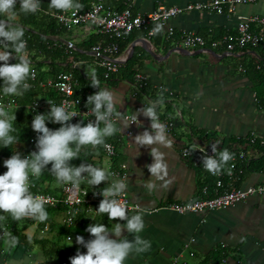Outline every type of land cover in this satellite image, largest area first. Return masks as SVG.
<instances>
[{
    "label": "crops",
    "instance_id": "crops-1",
    "mask_svg": "<svg viewBox=\"0 0 264 264\" xmlns=\"http://www.w3.org/2000/svg\"><path fill=\"white\" fill-rule=\"evenodd\" d=\"M195 1L208 0H130L129 5L134 12L145 14L159 4L181 6ZM255 14H264V0L239 5L234 13L189 11L178 14L160 25L161 41L158 44L144 30L133 31L132 41L137 38L146 41L138 42L134 46L139 54L135 70L145 76L152 91L164 89V94L173 95L167 97V102L159 106L158 115L161 119L166 111L169 113L167 118L174 122V128L167 132L172 147L162 148L161 151L166 153L168 178L175 177V180L170 187H164L163 181L150 177L146 165L152 163L149 152L155 145L141 146L138 149L132 139L145 129L151 133L150 121L142 114L137 117L142 127L130 124L122 133L106 139V142L114 144L117 152L113 163L105 157L103 145L95 149L91 145L82 148L87 155L92 154L90 164L93 166L111 171L120 162L125 163V177L128 179L125 193L132 203L143 207L145 228L140 235L151 242V249L146 253L130 256L125 264H169L174 259H177L178 264H264V194L251 195L234 206L198 213L179 214L167 208L169 203L200 197L201 187L205 184L210 189L214 186L215 177L196 166L194 156L191 159L182 158L180 149L183 146L195 143L208 147L211 141H204L205 135H213V139L229 142L241 140L234 148L245 145L243 141L252 133L264 141V49L247 46L226 51L223 47H218L213 49L216 56L205 51L191 56L173 51L164 59L167 52L179 47L175 41L167 42L166 33L172 28L175 37L192 31L206 39L219 37L224 33L235 34L237 16ZM251 29L255 30L256 25L252 24ZM94 34L95 30L91 25H81L60 32L57 37L62 40L61 43H71V48L78 51L72 53L61 45L67 56L57 62L54 76L49 73L41 80H52L58 73L75 68L74 73L70 72L74 78V93L81 97L85 106L87 97L96 91L90 86L91 76L95 73L100 80V86L114 90L117 102H122L118 111L131 116L152 100L148 95H135L133 84L129 80L101 79V67L97 65L96 55L91 49L84 50L81 47L82 44L86 46ZM143 44L159 57L158 60L145 50ZM201 49L204 48L190 50ZM46 67L47 71H51V68ZM36 74L38 75L37 71ZM123 122L128 123L124 120ZM128 131L131 135L126 134ZM253 156L258 157V154ZM8 158H2L1 163ZM32 177L30 175L33 183ZM149 180L157 185L151 191L145 186ZM60 184L55 186L58 189L55 192L57 196L60 195ZM257 184H264V165L255 169L245 168L241 180L235 185L246 187ZM44 185L49 186L47 182ZM84 186L104 189L108 182L93 187L85 181ZM98 205H92L90 211L82 208L81 221L71 226L69 233L73 230L84 232L91 223L102 222L111 228L117 221H110L107 216L97 214L95 210ZM133 214L135 211H128L129 216ZM0 215L5 216V219L9 216L2 212ZM63 217V209L50 211L48 218L51 230L40 233V223L33 219L24 232L33 237L59 239L64 245L71 244L76 247L75 241L71 240V243L66 238L68 233L64 231L66 227L62 222ZM1 221L3 220L0 223ZM3 229L4 227L1 229V236L6 232L5 229L2 234ZM32 247L23 260L10 261L14 264H54L45 260L38 245Z\"/></svg>",
    "mask_w": 264,
    "mask_h": 264
},
{
    "label": "clouds",
    "instance_id": "clouds-1",
    "mask_svg": "<svg viewBox=\"0 0 264 264\" xmlns=\"http://www.w3.org/2000/svg\"><path fill=\"white\" fill-rule=\"evenodd\" d=\"M82 7L79 0H49V9L71 13L73 16ZM39 11L41 0H0V82H2L0 90L4 96L22 97L31 88L28 80L35 78V71L27 55L24 29L15 21L21 14H36ZM161 31L162 26L157 25L151 35H157ZM11 60L15 62L10 63ZM90 86L96 91L87 97L85 106H92L94 120L87 123L82 120L71 123L77 113L69 112L66 106H57L51 101H47L49 105L47 113H36L33 116L31 128L37 133L36 150L26 156L14 151L3 161L7 170L0 174V212L9 214L14 221L25 218L46 221L48 219V212L44 206L46 198L34 195L30 191L29 179L30 175L39 177L46 169L55 176L57 182L71 184L76 189L85 181L93 187L108 182V186L99 192L102 199L95 211L99 215L107 216L108 220L117 222L113 223L111 228L102 222L89 224L85 231L91 239L85 240L81 235L75 237V243L86 251L82 253L78 249L75 255L69 258L70 264H125L130 256L140 255L151 249V242L140 235L145 228L143 207L137 205L135 214L129 216L126 204L117 199L128 188L127 177L115 178L116 174L110 170L84 162L74 166L70 162L79 159V154L85 146L91 145L95 149L104 145L107 138L122 133V130L132 123L142 127L137 119L138 115L142 114L150 121L151 133L145 129L132 139L134 144L138 145V149L141 146L155 145L149 152L152 163L146 167L150 177L163 181L164 187H170L175 177L168 178L166 153L161 149L171 148L172 142L167 136L166 124L160 121L158 115V108L164 103L165 90L161 89L157 98L150 101L147 106L143 105L137 109L128 118L130 123H124L123 113L118 111L122 102H117L114 90L102 88L95 73L91 76ZM14 121H16L14 112L10 113L4 104H0V145L5 148L15 146L19 142L12 134L15 132ZM48 122L59 124L60 127L50 129L47 126ZM118 124L122 126L118 127ZM196 150L201 151L194 143L185 151V156ZM211 152L212 155H207L203 149L201 163L210 174L221 175L234 159V154L227 148L218 151L217 143L211 144ZM48 165L51 167L48 168ZM145 186L150 191L157 187L152 180L147 181ZM5 218L0 215V220ZM5 236L7 244L15 245L19 242L10 232L5 233ZM69 240L71 241L70 237Z\"/></svg>",
    "mask_w": 264,
    "mask_h": 264
},
{
    "label": "built area",
    "instance_id": "built-area-1",
    "mask_svg": "<svg viewBox=\"0 0 264 264\" xmlns=\"http://www.w3.org/2000/svg\"><path fill=\"white\" fill-rule=\"evenodd\" d=\"M257 0H208L189 2L185 5H165L159 4L154 10L149 13L140 14L134 12L131 6L124 7L121 10L113 9L106 5L105 0H89V5L86 9L79 10L73 16L71 13L51 12L50 15L55 18L60 27L70 30L81 25H91L96 33L108 35L111 39L100 41L91 47V51L96 55L97 65L104 70V78H108L112 73L116 72L120 65L124 63L123 54L118 55L119 39L126 34L135 30H144L148 36H152L151 32L156 25H163L168 19L178 14L189 11H210L215 13H234L237 6L255 2ZM238 22L236 24V33H224L219 37L206 39L202 35L189 31L183 32L175 37L173 29L169 28L166 33V39L175 41L180 47L186 49L210 48L215 49L223 47L226 51H234L236 49H243L244 47H260L264 49V14H255L247 16H237ZM255 24L256 29L252 30L251 25ZM68 47H72L71 43H67ZM259 67V65L257 66ZM241 69V68H240ZM35 71V69L33 68ZM135 81L142 87L147 81L140 72L135 73ZM73 75L70 72H61L57 75L55 80L39 81L41 86L53 87L61 94L59 100L37 99L27 106L30 111L35 113H46L49 111L47 101H51L57 106L64 105L69 112L77 113L71 123L79 120L87 123L89 120H94L91 108L85 107L83 101L79 96L74 95V81ZM37 74L35 71V78L30 81H37ZM29 83V81H28ZM2 88V87H0ZM0 104H4L7 110L16 107V99L13 96H4L0 90ZM129 115H123V120L130 123ZM160 121L167 126V132L174 128V122L168 118H162ZM135 124V123H132ZM131 133L126 132L127 135ZM248 144L259 142L261 145L264 141L256 134L252 133L247 138ZM33 141V140H32ZM193 144H188L180 149V155L184 159L192 158L194 156V164L204 169L202 161V152L205 149L207 155H212L211 146L200 147L201 151L196 150L191 155L185 156V151L189 150ZM105 157L113 163L117 152L115 146L111 142H106L103 145ZM250 153L244 149L234 154V159L230 161L226 172L221 175L214 176V186L212 189L208 185L201 187V195L198 198L184 201L172 202L167 205L168 209L173 210L179 214L184 213H198L216 209H222L234 206L236 203L246 200L251 195L264 194V184L250 185L246 187L236 186L235 184L241 180L244 172V167L240 166L242 163H248L250 160ZM126 164L120 162L118 167L111 168V172L115 173V178H124L126 175ZM205 170V169H204ZM230 170V171H229ZM225 178V180H224ZM30 179V177H29ZM31 187L34 183L30 181ZM103 189L100 187L89 188L80 185L78 189L73 188L71 184H60V195L57 196L52 192L38 191L34 195H40L46 198L44 206L55 207L58 204L64 206V217L62 222L65 226L71 227L78 223L82 208L85 211H90L92 205L99 204L102 196L99 192ZM97 193V194H96ZM86 194V195H85ZM95 194V195H94ZM122 203H125L128 211H136L137 204L132 203L126 193L117 197ZM30 219V218H25ZM37 223L39 221L35 220ZM48 223H44L43 227L39 229L40 233H45L48 230ZM5 229H3L2 234ZM81 235L85 240L91 239V236L86 232L72 231L68 233L66 238L75 241V237ZM188 246L187 244L185 245ZM79 249L80 252H85L82 246L76 244L75 253ZM192 254V253H191ZM177 259H174L169 264H178ZM0 264H14L10 260L1 261Z\"/></svg>",
    "mask_w": 264,
    "mask_h": 264
},
{
    "label": "trees",
    "instance_id": "trees-1",
    "mask_svg": "<svg viewBox=\"0 0 264 264\" xmlns=\"http://www.w3.org/2000/svg\"><path fill=\"white\" fill-rule=\"evenodd\" d=\"M129 1L130 0H105V3L113 9L121 10L124 7L129 6ZM79 3L82 4L83 7L81 10H83L88 7L89 0H79ZM51 12L57 11L49 9V0H41V11L37 12L36 14H21L15 21V23L21 25L24 29V39L27 41V55L31 61L32 67L38 73V80L34 82L30 81V79L28 80L31 84V88L22 97L13 96L16 99L17 105L16 107L9 109L8 111L10 113L14 112V115L16 117V121L13 122L15 132L12 134L17 137L19 142L15 146H10L9 148H5L0 145V174H3L7 170L1 163L2 158L10 157L14 151H18L22 155L26 156L30 152L36 150L35 144L37 133H35L31 128V121L36 113L30 111L27 106H29L30 103L37 100L38 98L45 101L49 99L59 100L61 98V94L58 93L57 90H55L53 87H43L39 83V81L44 82V80L41 79L46 76V74L50 73V75L54 76V67L56 66L57 62L67 56L65 55L64 48L61 47V45L64 46L66 49H69V51H71L72 53H77L78 51L77 49L68 47V45L62 44V40L55 41L51 38H48L49 36L57 37L60 32L66 30L65 28L59 26L55 18L50 15ZM133 34L134 32L132 31L118 40V55H121L125 52V50L134 38ZM160 36V34L152 35L151 38L154 43L158 44L161 41ZM109 39L111 38L108 35L95 32L94 36L90 37L88 41L89 43L86 46L82 44L81 47L84 50H89L93 46L92 44H96L100 41L106 42ZM167 42H170L169 39ZM138 55V50H134L131 57L127 61L122 63L119 69L116 72L112 73L108 78H104V70L103 68H100L101 79L104 81H114L116 78V80H129V82L133 84L132 86L135 95H148L150 96V100L153 101L157 98V95L159 94L160 90H155V93L151 90V87L147 82L142 87H140L138 82H136L134 78L135 73L137 72V70H135V66L136 64H138ZM14 62V60L10 61V63ZM68 65L71 67L70 64ZM46 66L51 68V71H47ZM254 68H256V65ZM72 69L69 68L68 71L66 70L62 72L74 73L76 70L75 68L73 70ZM55 78L52 80H55ZM0 87H2V82H0ZM74 95L79 96L76 93H74ZM163 95L164 103L167 102V97L170 98L173 96L171 94L168 95L166 93H163ZM168 104L170 105V102ZM163 114L165 115L161 116L162 118H167L168 116L166 115H169V113L166 111ZM47 126L53 130L60 127L59 124H54L51 122H48ZM204 137L206 138L204 139V141H211V143H209V146H211L212 143L217 142L218 151L225 148H227L233 154L237 153L242 149L248 151L251 155L250 160L248 161V163L244 162L240 164V166H243L244 169H251V167L255 169L263 167L264 165V146L261 145L259 142L248 144V137H246L245 141H243V144L245 145H241L239 147L234 148L235 144L240 143L241 140H232L229 142V140L225 141L213 139V135H205ZM255 153L258 154V157L253 156ZM91 158L92 154L87 155L83 150H81L79 154V159H74L70 163L74 166H79L81 162L90 164ZM47 167L50 168L51 165H48ZM228 167L229 164L226 166L223 173L226 172V169ZM32 180L34 183V186L30 187V191L32 193L38 191H47L55 194V192L58 191L55 186L57 184H60L59 182H57L55 176L52 175L51 172H49L47 169L39 177H32ZM45 182H47L49 186L44 185ZM62 209L64 210V206L62 204H58L55 207L45 206V210L47 212L60 211ZM80 219L81 216L78 218V223L79 221H81ZM32 221L33 219H22L20 221H14L10 215L7 219L1 221L2 223H0V232L1 229L4 227V229H6L5 233L10 232L12 235L18 238L19 242L15 245L7 244L6 236H1L0 233V262L4 260L21 261L31 252L33 245H38L41 248L46 261H50L54 264H70L69 258L75 255V246L64 245L59 241V239L53 240L29 236L24 232V230ZM44 223H48V229L51 230L50 219L48 218L46 221L40 222L41 228L43 227ZM65 227L66 228L64 231H66V233H69L71 231V227Z\"/></svg>",
    "mask_w": 264,
    "mask_h": 264
},
{
    "label": "water",
    "instance_id": "water-1",
    "mask_svg": "<svg viewBox=\"0 0 264 264\" xmlns=\"http://www.w3.org/2000/svg\"><path fill=\"white\" fill-rule=\"evenodd\" d=\"M49 39L51 38L52 40H61L60 38H58V37H48ZM138 42H144V43H146V41H144V39H142V38H137V39H135L134 41H132L130 44H129V46L127 47V49L125 50V52L123 53V56L125 57L124 58V62L125 61H127L130 57H131V55H132V53H133V51H134V46L136 45V44H138ZM143 47L145 48V50H147L151 55H153L154 56V58L155 59H157L158 60V58L159 57H156L155 56V54H154V52L153 51H151L150 49H148L147 48V46L145 45V44H143ZM173 51H176V52H179V53H182V54H185V55H196V54H198V53H200V52H206V53H209L210 55H213V56H216V52L213 50V49H210V48H204V49H201V50H194V51H191V50H189V49H186V48H184V47H174L173 49H171V51H169V52H167L165 55H164V59H166L169 55H170V53H172Z\"/></svg>",
    "mask_w": 264,
    "mask_h": 264
}]
</instances>
